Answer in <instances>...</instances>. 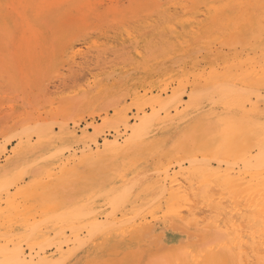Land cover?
Instances as JSON below:
<instances>
[{
  "label": "bare ground",
  "instance_id": "obj_1",
  "mask_svg": "<svg viewBox=\"0 0 264 264\" xmlns=\"http://www.w3.org/2000/svg\"><path fill=\"white\" fill-rule=\"evenodd\" d=\"M40 1L48 3H7L14 9L33 10L41 7ZM204 1L212 13L207 31L215 41L226 43L229 53L208 57V69L193 76L185 101L178 93L168 100L154 98L150 113L138 109L137 115H143L136 126H129L128 118L116 112L115 129L123 126L131 131L126 139L119 141L116 135L99 146L86 134L76 137L74 130L65 131L71 142L87 139L95 149L84 144L79 155L71 153V166L64 164L56 177L71 195L68 215L59 217L55 212L59 194L50 190V181L41 185L42 214L25 237L33 240L30 245L36 246V253L23 264H264V0ZM227 11L231 16L223 17ZM51 23L36 21L35 26ZM14 24L28 27L31 22L23 18ZM169 75L174 81L181 77ZM154 147L161 148L158 157H189L192 165L187 172L197 184L194 194L175 190L161 201L160 181L134 195L116 190ZM23 155L27 160L32 157ZM103 164L115 166V178L107 176ZM38 165L49 177L45 162ZM227 203L238 209L236 218L223 217ZM202 207L212 215L199 224L195 210ZM163 223L181 224L197 241L187 248L168 246L160 232Z\"/></svg>",
  "mask_w": 264,
  "mask_h": 264
},
{
  "label": "rangeland",
  "instance_id": "obj_2",
  "mask_svg": "<svg viewBox=\"0 0 264 264\" xmlns=\"http://www.w3.org/2000/svg\"><path fill=\"white\" fill-rule=\"evenodd\" d=\"M8 1L0 0V264H23L36 253L33 240L25 237L42 214L41 185L50 181V190L59 194L55 212L68 215L71 195L56 177L64 164L71 166L72 154L79 155L86 145L95 149L87 139L71 142L65 131L74 130L76 137L86 134L99 146L116 135L119 141L130 137V129H115L116 112L136 126L143 115H137L138 109L150 113L154 98L168 100L178 93L185 101L193 76L208 69V57L228 54L230 48L208 33L212 13L204 0H45L33 10L14 9ZM23 18L31 25L15 27L14 21ZM36 21L52 23L36 27ZM169 74L181 77L174 81ZM154 148L116 190L134 195L160 181L161 201L175 190L194 194L197 184L187 172L189 157L160 159L161 148ZM25 152L33 158H24ZM35 159L45 162L49 177L41 174ZM102 169L115 178V166L103 164ZM230 205L224 207L225 219L237 216L238 209ZM200 208L195 210L199 224L212 215ZM161 226L170 247L187 248L197 241L181 224Z\"/></svg>",
  "mask_w": 264,
  "mask_h": 264
}]
</instances>
